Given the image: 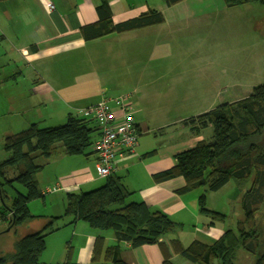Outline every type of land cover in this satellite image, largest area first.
I'll list each match as a JSON object with an SVG mask.
<instances>
[{"label": "crops", "instance_id": "obj_1", "mask_svg": "<svg viewBox=\"0 0 264 264\" xmlns=\"http://www.w3.org/2000/svg\"><path fill=\"white\" fill-rule=\"evenodd\" d=\"M108 1L115 24L151 10L162 12L165 23L125 34L114 33L88 42L84 39L82 28L99 21L97 9L101 0L0 2V18L7 17L3 22L18 39V45L14 44L13 52L19 53L27 65L35 68L33 73L26 75L31 82L28 89H21L22 95L15 90L19 85L17 78L23 79V74L16 72L2 81L0 119L11 117L16 120L18 116H23L26 120L20 123L21 127L39 125L46 120L37 117L34 111L46 109L49 123L55 122L53 125L60 126L71 115L84 117L82 112L85 109L104 98L113 100L130 96V101L135 106L136 126L140 133L137 150L119 155L115 161L114 172L109 177L98 175L97 155L93 152L91 155L68 156L63 151H55L45 160L46 163L37 174L39 187L44 194L40 202L44 207L43 215L31 220L29 227L33 228V224L38 222L40 227L34 230L41 231L49 219H59L54 220L52 232L46 237V249L40 256L41 264H65L69 261L91 264L98 238H104L103 250L104 247L118 244L114 232L95 230L84 221L74 223L73 216H65L69 193L79 195L96 190L106 185L111 177L119 179L122 186L131 193L127 203L145 202L153 211L168 214L180 228L188 227L194 232L193 241L211 244L225 233L216 225L217 222L224 221L206 222L204 219L209 216L200 212L199 200L205 193V188L181 194L179 192L186 187L184 178L162 182L157 180L158 175L175 166L177 155L195 148L201 141L208 140V129L200 133L193 132L184 122L195 115L184 113L198 111L204 114L215 109L218 104L217 96L224 86L222 75L207 73L205 68L198 73L196 66L182 67L180 63L186 58H189L187 60L191 64L198 59H176L173 55V44L167 47L166 41L170 39L163 33L153 34L155 43H143L150 38L147 34L159 27L173 35L169 30L167 14L173 17L185 15L188 19L184 24L186 25L197 22L199 18L209 20L211 11L197 7V0L194 4L192 0H184L171 7L166 6L162 0H153L154 3L150 0ZM47 2L54 3L56 10L50 12ZM5 30L6 27L0 24V32ZM147 30L149 32L144 33ZM177 32L182 33V29ZM5 39L6 36L2 34V40ZM162 48L167 52L163 53ZM202 59L210 62L207 58ZM87 70L95 72L100 88L106 87L105 90L110 89L113 93L86 91L85 83L92 80V77L86 80ZM113 73L119 75V79L113 78ZM109 80L113 81V86L108 84ZM126 80L130 82L128 85ZM76 82L78 87H83L79 93L72 91ZM28 91L30 95L27 94ZM88 96L91 98L80 102L82 97ZM194 96L199 99L194 100ZM23 100L28 104H22ZM113 107L116 108L114 104ZM14 127L15 121H12L7 130L9 136L19 133L13 132ZM94 136L96 141L100 136L99 131ZM55 187L59 191L48 192ZM222 189L208 193V210L215 211L211 207V201ZM35 205L36 202L30 205L31 211ZM176 237L170 234L163 238L168 251L158 244L133 248L130 243L124 242L121 244V256L128 264H165L168 255L174 264L181 256L170 245L171 240L178 239L185 248L191 244H184L181 238Z\"/></svg>", "mask_w": 264, "mask_h": 264}, {"label": "trees", "instance_id": "obj_2", "mask_svg": "<svg viewBox=\"0 0 264 264\" xmlns=\"http://www.w3.org/2000/svg\"><path fill=\"white\" fill-rule=\"evenodd\" d=\"M162 1L171 7L184 0ZM224 2L228 8L245 4L264 5V0ZM97 10L99 21L82 28L88 42L165 23L162 12L151 10L115 24L108 0H101ZM184 124L197 133L211 127L212 139L201 141L195 148L177 155L175 166L158 175L157 180L184 178L186 187L179 192L181 194L205 188L199 208L213 221H225L227 215L207 209L208 193L218 192L230 182H235L239 189L246 186L248 190L241 199L244 216L220 239L211 244L195 240L186 248L178 239H172L170 245L182 258L194 264H235L241 251L254 256V264H264V85L254 88L243 99L220 104L207 113L187 119ZM97 131L100 133V127L94 119L71 115L63 125L39 128L32 124L24 131L8 136L4 148L10 156L0 164V176L4 181L0 182L1 199L6 203L5 186L8 184L11 187L19 184L26 193H17L7 205V210H0V219L11 220L9 225L16 228L34 220L36 217L31 215L28 204L44 198L37 180V173L43 166L37 165L35 160L38 157L48 159L57 150L68 156L91 155ZM15 170L18 174L8 177ZM130 195L120 180L113 177L96 190L67 195L65 216H73L74 223L84 221L95 230L112 231L118 241V244L103 250L104 238H98L91 264H128L121 256V244L124 242L133 248L158 244L168 251L162 240L175 234L179 224L168 214L153 211L145 202L127 203ZM258 214L261 217H257ZM58 219L51 218L40 232L18 239L13 252L0 256V264H41L46 237L52 232L54 220ZM65 264L77 263L69 261ZM165 264H173L168 255Z\"/></svg>", "mask_w": 264, "mask_h": 264}, {"label": "rangeland", "instance_id": "obj_3", "mask_svg": "<svg viewBox=\"0 0 264 264\" xmlns=\"http://www.w3.org/2000/svg\"><path fill=\"white\" fill-rule=\"evenodd\" d=\"M195 1L196 0H192V3L194 4ZM150 2L154 3L153 0H150ZM128 3H130V1ZM160 4L163 3L160 2ZM197 7L211 11L212 15L209 20L199 18V20L195 23L189 22L184 25L188 20L185 15L173 17L172 15L170 16L167 14L169 19V30L173 32V35H171L169 31H166L165 28L159 27L157 30H151V32L147 34L150 38L143 43H147V45L149 43L153 44L156 42L153 39V34L158 33L162 35L163 33L168 39H170L169 41H166L167 47L173 44V55L176 59L185 57L198 59L194 64H191L188 63L187 59L189 58H186L184 61L182 60V63H180L182 67L187 66L190 68L192 66H196L198 73L201 72L202 68H205L204 71H207V73H219L222 75L224 86L219 91V95L217 96V106L223 103L245 98L252 93L254 88L264 85V5L245 4L233 9H228L223 0H197ZM4 19L7 20V17L3 16L0 18V24L3 27H6L5 32H0V85L5 78L10 77L16 72H20L24 75V77L23 79L17 78L19 85L17 86L15 92L22 95L21 89H28L31 82V79L26 75L33 73L35 68L27 65L19 53L15 54L13 52L14 44L16 46L18 45V39L12 34L11 30L8 29L5 22H3ZM176 29H182V33H178ZM148 32L149 31L147 30L144 33ZM2 34L6 36L5 40H2ZM135 50L137 49L135 48ZM161 51L163 53L167 52L164 48H162ZM180 51L182 52L180 53ZM168 55H170L169 51ZM202 58H207L212 63L207 62L208 60H203ZM120 69H118V71L121 74ZM73 70L74 68L71 70V73H73ZM94 74L95 72L91 73L87 70L86 80L90 77H92V80L90 83H85L84 88L86 91L96 93V91L99 90L100 93L107 94L106 92H110V94H112V90H105L106 87H99L97 83L98 79ZM113 78L119 79V75L113 73ZM25 79H28V81H25ZM126 81L128 85L130 82L128 80ZM108 84L113 86V81L109 80ZM78 86L77 82L72 86V91L74 93H79V91L83 88ZM27 94L30 95V91H28ZM88 98H91V96L82 97L80 102H84ZM191 99L192 97L190 100ZM198 99V96H194V100ZM22 104L28 103L23 100ZM45 112L46 109L34 111V114L37 115V117L46 120V122L39 123L38 127L49 128L58 126L53 125L55 122L49 123L48 116ZM184 114L197 116L203 113H199L197 111L190 113L187 112ZM25 120L26 118L23 116H18L16 120H13L11 117L4 120L0 119V164L5 162L10 156V153H8L4 148L5 140L9 136L7 130L10 123L15 121L13 132L16 133L24 131L31 126L27 125L21 127L20 123ZM206 136L209 141L212 139V128H209L208 131H206ZM55 153H60V151H56ZM45 160L46 159L44 157H38L35 160V163L40 166L46 163ZM15 174H18V170L11 171L8 177L13 178ZM0 182H4L1 176ZM246 190H248L246 186H244L243 189H239L235 182H230L211 201V207L213 210L227 215L224 222H217L216 225L219 230H223L225 232L233 229L236 227L238 220L242 219L244 216V210L242 208L241 199ZM5 191L6 203L1 199L0 192V210L2 211L7 210V205H10L12 198H14L17 193H26V189L16 183L13 187L9 184L6 185ZM41 199L43 198L31 201L28 204L31 215L36 218H40L39 216L43 215L42 212L44 207L40 204ZM34 202H36V205L32 206L33 211L38 213V215L30 209V205ZM257 217H261V214H258ZM204 220L206 222L213 221L211 217H205ZM32 227L33 228L29 229L20 228L18 231L17 229L12 230L9 226V222L0 219V256L5 253L7 254L13 252L14 245L19 238L29 235L30 233H34V229L40 226L37 222L36 224H33ZM174 235L181 238L184 244L187 245L192 243L193 238H195L194 232H191L188 227L185 229L178 227ZM41 259L42 257L40 260ZM254 261V256L245 254L241 251L239 252L235 264H254ZM174 264L192 263L182 257H179L174 261Z\"/></svg>", "mask_w": 264, "mask_h": 264}, {"label": "built area", "instance_id": "obj_4", "mask_svg": "<svg viewBox=\"0 0 264 264\" xmlns=\"http://www.w3.org/2000/svg\"><path fill=\"white\" fill-rule=\"evenodd\" d=\"M46 6L50 12L56 10L52 2H47ZM82 115L94 119L100 127V136L92 151L97 155L98 175L109 177L114 171L117 157L123 153H134L139 145L140 134L136 127L135 106L130 101V96L113 100L104 98L85 109ZM57 191L58 187L48 190L51 193Z\"/></svg>", "mask_w": 264, "mask_h": 264}, {"label": "flooded vegetation", "instance_id": "obj_5", "mask_svg": "<svg viewBox=\"0 0 264 264\" xmlns=\"http://www.w3.org/2000/svg\"><path fill=\"white\" fill-rule=\"evenodd\" d=\"M43 194V193H42ZM44 195V194H43ZM9 213V212H8ZM8 222V221H7ZM11 222V220H9V223ZM30 222V221H29ZM29 222H27L26 224H24V225H22V226H20V227H18V228H16L15 226H10V228L13 230V229H17V231L20 229V228H23V229H29V228H31V227H29ZM37 232H40V231H37ZM34 233H36V231L34 232ZM34 233H30V234H34ZM29 234V235H30ZM27 236V235H26ZM25 237V236H24ZM20 239V238H19Z\"/></svg>", "mask_w": 264, "mask_h": 264}]
</instances>
